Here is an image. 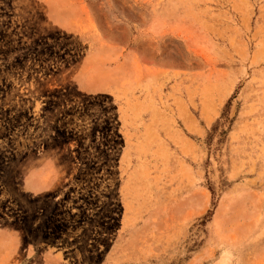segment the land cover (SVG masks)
Returning <instances> with one entry per match:
<instances>
[{
  "label": "rangeland",
  "instance_id": "obj_1",
  "mask_svg": "<svg viewBox=\"0 0 264 264\" xmlns=\"http://www.w3.org/2000/svg\"><path fill=\"white\" fill-rule=\"evenodd\" d=\"M0 264H264V0H0Z\"/></svg>",
  "mask_w": 264,
  "mask_h": 264
}]
</instances>
